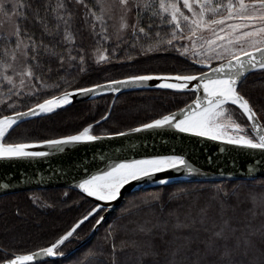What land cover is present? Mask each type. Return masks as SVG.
Listing matches in <instances>:
<instances>
[{"label": "snow or ice", "instance_id": "obj_1", "mask_svg": "<svg viewBox=\"0 0 264 264\" xmlns=\"http://www.w3.org/2000/svg\"><path fill=\"white\" fill-rule=\"evenodd\" d=\"M161 52L177 53L185 68L79 84L97 67ZM254 72L264 74V0H0V161L43 160L64 154L70 146L140 133L203 138L224 145L221 153L229 146L256 152L260 167H247L249 183L216 185L195 215L172 210L129 220L131 228L109 224L105 243L89 251L87 264H264V219L256 223L258 216L264 217V178L257 179L264 177V105L258 107L243 91ZM153 81L175 93L191 91L195 98L126 131L97 134L96 126L109 119V112L74 133L11 141L22 124L58 115L77 96L119 93ZM260 83L264 88V77ZM26 99L35 102L29 105ZM168 171L203 175L175 150L111 161L90 172L75 187L82 199L98 203L47 246L0 250V264H53L43 258L64 256L66 243L86 222L94 221L91 231H97L106 221L102 213L122 197L126 186L166 185L169 181L158 174ZM156 202L163 213V197L157 194L130 201L118 219L132 215L133 209H152ZM243 204L249 208L240 219L236 213Z\"/></svg>", "mask_w": 264, "mask_h": 264}, {"label": "trees", "instance_id": "obj_2", "mask_svg": "<svg viewBox=\"0 0 264 264\" xmlns=\"http://www.w3.org/2000/svg\"><path fill=\"white\" fill-rule=\"evenodd\" d=\"M121 55L124 53L121 52ZM182 61L183 58L175 52L154 53L150 57H139L134 62H114L112 65L97 67L95 71L81 79L79 84L85 86L93 83L103 84L107 79H122L126 75L179 71L186 66ZM262 77L264 74L254 72L243 84V91L258 107L264 105V88L260 83ZM0 91H4V89H0ZM194 98L193 92L175 93L171 90L130 91L118 97L109 94L92 101L73 104L66 110H61L58 115L34 118L29 123L22 124L17 128L11 134V141L27 135L54 137L60 134L74 133L82 126L94 123L109 112L111 113L109 119L96 126L97 134L102 131H126L129 126L135 127L142 121L166 114L168 111L175 112ZM34 102V100H25V103L29 105ZM241 122H243V118H241ZM249 182L180 183L129 194L89 243L71 253L91 234L94 221L86 222L81 229H78L79 235L71 239L70 243H66L63 248L65 255L51 260V262L53 264H87L89 251L94 246L105 243L103 237L109 224H127L131 228L133 225L129 224V220L141 219L152 214L166 215L172 210H178L181 216L185 213L195 215L198 208L203 206L213 195L216 185L236 187ZM65 192L68 193L67 196L64 195ZM157 194L163 197V213L160 211V202H156L152 209L145 207L139 212L133 209L132 215H125L123 219H118L125 207L129 206L130 201L139 202L142 198H150ZM170 197L172 198L170 199ZM233 202H235V198H233ZM94 204L90 199H82L80 193L70 189L29 191L0 198V250L6 248L11 252L19 248L35 251L39 246H47L54 242L59 235L70 230L75 222ZM48 205H54V207L49 208ZM248 208V204L241 205L237 210V216L243 219ZM18 211L19 216H17ZM23 215L27 217L25 223L20 220ZM247 215L251 214L247 213ZM261 219L264 217L258 216L256 223H259ZM119 239L120 236H117V243H119Z\"/></svg>", "mask_w": 264, "mask_h": 264}, {"label": "water", "instance_id": "obj_3", "mask_svg": "<svg viewBox=\"0 0 264 264\" xmlns=\"http://www.w3.org/2000/svg\"><path fill=\"white\" fill-rule=\"evenodd\" d=\"M158 83L160 82L153 81L147 87L122 89L119 93L104 92L89 97L77 96L73 104L92 101L109 94L118 97L130 91L171 90L156 86ZM220 147L225 146L217 142L208 141L203 138L189 137L183 134H176V137L173 138L170 133H140L130 137L105 139L94 145L70 146L64 154H56L53 157L43 160L0 161V185L4 183L11 185L8 189L0 187V198L37 190L70 189L80 193L79 189L75 187L79 180L92 171L102 170L111 161L140 159L156 154H172V150H175L177 154L183 152L196 167L202 169L203 175L193 177L172 171L158 174L159 178L169 181L166 185L249 181L247 167L251 166L254 169L260 167L258 163L259 155L256 152L229 146L226 152L221 153L219 151ZM209 160H213L214 162L209 164ZM85 164H88L89 167L85 168ZM252 174L256 173L254 172ZM262 178L264 177H257V179ZM158 186L164 185L151 182H134L133 185L126 186L122 190V197L117 202L109 205V210H106L104 213L106 220L122 205L127 195ZM88 199L94 203H98L92 198ZM100 227L97 231H92L71 253L76 252L89 243L96 236ZM56 258L59 257L43 259L51 261Z\"/></svg>", "mask_w": 264, "mask_h": 264}, {"label": "rangeland", "instance_id": "obj_4", "mask_svg": "<svg viewBox=\"0 0 264 264\" xmlns=\"http://www.w3.org/2000/svg\"><path fill=\"white\" fill-rule=\"evenodd\" d=\"M109 23L114 24V23H116V21H110ZM20 220H21L22 223H25V222H27V217H25V216L23 215L22 218H21Z\"/></svg>", "mask_w": 264, "mask_h": 264}]
</instances>
